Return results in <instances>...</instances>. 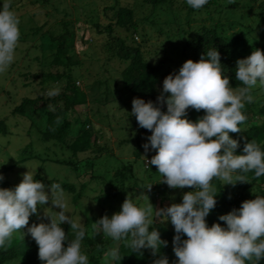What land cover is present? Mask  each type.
I'll return each mask as SVG.
<instances>
[{
	"label": "trees",
	"instance_id": "1",
	"mask_svg": "<svg viewBox=\"0 0 264 264\" xmlns=\"http://www.w3.org/2000/svg\"><path fill=\"white\" fill-rule=\"evenodd\" d=\"M20 1H5L10 4V10L15 13L19 21L22 16L18 15V12L23 7V5L18 6ZM29 1L35 5L54 7L55 11L63 13L64 17L57 18L52 28L47 31L45 26L48 23L33 28L32 32L28 33L23 30V25L19 24L21 33L19 42L27 41L32 35H42L43 38L39 45L42 53L35 57L40 64L39 70L33 71V65H30L29 71L25 73L26 87L37 86L38 89L34 88L37 90L36 95L24 96L19 103H16L14 95L7 96L8 103L11 99L15 102L6 110L9 112L8 115L2 116L6 111L0 114V134L4 137L10 135L11 120L15 119L16 128L26 124L25 127L31 135H33L32 131H38V140L52 144L54 150L57 148L62 156L56 161L69 165L77 173V183L47 177L40 172L36 173L35 179L41 180L47 187L59 184L63 191L72 194L76 205L85 195V189L89 184V181L82 182L79 189L78 179L82 175H86L90 181L98 178L99 176L94 172L100 167L99 160L102 157L98 156L107 152L105 159L112 157L111 153L105 151L108 148L101 146V141L111 132L110 119L115 117L110 109L111 103H116L121 109L131 105L124 109L126 115L123 119H126L123 120L119 130L129 128L130 136L122 139L121 144H134L136 159L124 163L114 173L109 170L106 179L105 175L101 176L103 180L109 182L100 188L94 200L105 205L110 202H120L121 206L128 197L129 190L143 189L140 185V177L135 173V165L143 158L145 150L142 145L146 142V137L151 135L150 130L139 127L136 117L131 115L132 103H129V99L133 101L134 98L139 97L145 101L156 102L162 92L166 76L178 72L188 59L199 61L204 52L214 47L221 54V63L230 78V85L243 87L235 77L237 60L251 55L256 49L264 50V0H209V3L200 10L192 9L186 0H91L85 3L87 8L85 20L89 25L88 32L83 33L82 39H86L85 42L93 40L96 44L103 42L102 51L108 54V58H116L117 69L120 65L121 68L114 73L103 67L105 75H100L97 82L100 88L104 87V89L98 96L94 93L90 97L77 86L78 79H81L83 74L75 72L77 67L82 65V59L78 56L75 47L76 31L79 26L72 18V8L64 0ZM21 2L26 4L23 0ZM49 14L55 16L53 12ZM152 31L154 38L159 42L155 41L153 47L148 48ZM19 42L17 47H20ZM88 54L89 59L94 60L95 54ZM45 65L48 66V70H45ZM51 81L63 82L66 86L58 95L49 96L48 84ZM250 94L253 100L246 103L244 109L247 120L240 125V132L230 133L232 138L240 143L236 154H242L246 143L251 140L264 147V87L253 88ZM86 105L89 109L84 115L81 113V108ZM166 110L164 104L162 111ZM74 112L78 114L75 115ZM203 115L204 110L199 112L192 108L188 110V118L192 121ZM96 121L108 125L109 128H97L100 125ZM112 129L116 130V128ZM34 141L35 138L24 146L20 153L23 157L20 156L17 161L8 163L0 159V174L4 177L0 181V187L14 188L18 185L19 183L13 181L9 173L39 157L37 149L34 148ZM95 147H97L96 156L89 157ZM151 154L156 153L153 150ZM240 175H243L246 181L237 182L234 186H222L219 179L213 181L216 190L220 193L217 196L216 207L206 217L209 226L213 223L226 226L224 221L219 220L220 215L227 214L233 208H239L245 200L264 195V176L257 178L253 172L240 173ZM130 178L133 179L132 186L128 185ZM105 205L104 210H106ZM44 210L38 208V213L30 216L29 225L23 229L24 238L22 232L14 233L11 246L0 249V264H43L38 255L39 246L27 232V228L32 223L50 222V217L39 219V214ZM83 218L85 219L83 224L75 218L72 220L86 229L82 251L89 257V264H154L160 255L167 256L169 264H175L178 260L173 251L175 230L164 222H155L154 218L151 219L152 225L149 230L156 228L160 232L161 239L166 242L160 254H154L153 250L147 247L134 252L129 247L128 241L117 242L111 237L98 236L93 225L99 220V215H86ZM62 227L68 234L69 240L74 239L70 224L65 222ZM184 237L186 235L182 238ZM67 243L64 242L65 246ZM113 248H118L119 258L113 259V263H108L107 261L112 259L109 252ZM19 260L22 262L16 263ZM260 264H264V261Z\"/></svg>",
	"mask_w": 264,
	"mask_h": 264
},
{
	"label": "clouds",
	"instance_id": "2",
	"mask_svg": "<svg viewBox=\"0 0 264 264\" xmlns=\"http://www.w3.org/2000/svg\"><path fill=\"white\" fill-rule=\"evenodd\" d=\"M194 10H200L209 0H186ZM20 21L10 4L0 7V73L14 62L20 39ZM221 63V54L214 47L201 55L199 61L188 59L178 72L170 73L163 81L157 101L136 97L131 115L139 127L150 130L142 146L145 153L155 151L150 163L158 169L162 179L172 189L194 188L183 193L182 202L155 211L157 217L170 219L175 229L173 251L175 264H260L264 261V195L242 202L227 214L219 216L220 223L208 225L206 217L217 205L213 183L223 185L246 181L240 173L253 172L264 176V147L255 140L247 142L242 154L230 133L241 131L247 116L245 104L253 100L252 89L264 87V50L236 62L235 77L243 87H232ZM59 94L50 90L49 96ZM166 104V111L162 106ZM160 105V106H158ZM204 110L196 121L188 118V110ZM29 169V168H28ZM36 170L28 171L14 188L0 187V249L12 244L14 233L29 225L30 216L48 201L60 210L50 215L49 223H32L27 232L39 246L43 264H89L82 251L86 229L67 215L68 201L59 184L47 187L35 179ZM235 177V178H234ZM4 179L0 174V181ZM152 184L146 188L150 189ZM50 188L49 191L46 189ZM153 205L141 206L128 196L121 210L111 217L105 214L93 227L114 241H128L134 252L147 247L154 254L166 245L156 228L150 229ZM67 222L74 233L69 240L62 225ZM186 235V239H182ZM130 238V239H129ZM67 241V246L64 242ZM119 258L118 248L109 252ZM154 264H169L167 256L160 255Z\"/></svg>",
	"mask_w": 264,
	"mask_h": 264
},
{
	"label": "rangeland",
	"instance_id": "3",
	"mask_svg": "<svg viewBox=\"0 0 264 264\" xmlns=\"http://www.w3.org/2000/svg\"><path fill=\"white\" fill-rule=\"evenodd\" d=\"M6 0H0V3H5ZM19 1V0H15ZM22 1V0H21ZM18 4V6L23 5L22 9L19 10L18 15L22 16L20 18V24L23 26V30L28 32H32V29H36L37 27L46 24L45 31L47 29H51L52 26L55 24V22L58 19H62L64 17L63 13H58L55 11L54 7H51L49 5H35L29 0H23L22 2ZM66 1L67 5L72 8V18L75 19V22L78 24L79 28L76 31V37H75V47L76 51L78 53V56L82 59V65H79L77 67V70L75 72L79 74H83V77L81 79H78L77 86L81 91H85L90 97L96 93H101V91L104 89L100 88V84L98 85L97 80H99L100 75H105V72L103 71V67L106 69L112 70L114 73L120 70L118 68V60L116 58H108V54L102 51V45L103 42H100L99 44H96L95 41L90 40L89 42H85L86 39H82L83 33L88 32L87 26L89 25L85 18H86V12L87 8L85 7V3L87 4L91 0H64ZM2 6V4H1ZM49 12H53L55 16L49 14ZM20 26V25H19ZM154 31L150 32V37L152 36L151 42L148 44V48L153 47V43L159 42L154 38ZM141 38H139V41ZM43 38L42 35H36V36H29L27 41L19 42L20 47H17L16 53H15V60L12 63V65L4 72L0 73V114L6 110H8L9 106L11 104L19 103L24 96H33L36 95L35 89H38L37 86H31L26 87L25 82H27L25 73H27L29 70L30 65H33V71H38L40 68L39 61L35 59L36 56L41 55L42 51L41 48H39V45L42 43ZM35 45V47L33 46ZM52 50V49H51ZM50 50V51H51ZM48 51V52H50ZM52 52V51H51ZM88 53H94L95 58L94 60L89 59ZM157 62V59L155 60ZM45 70H48V66L45 65ZM89 72V73H88ZM107 75V74H106ZM63 83V82H62ZM61 82H54L51 81L48 84V93L50 90L59 89V93L63 90V88L66 86L65 83L62 84ZM260 86H257L255 88H259ZM11 94L14 95L15 101H12L13 99L9 100L7 96ZM129 103H132V100L129 99ZM111 112L114 114V118L110 119L112 122L110 123V128H116V130L110 129V134H107L105 138L101 141V146L104 148H108L105 151H108L111 153L112 157L107 158V152L103 153L101 160H99L100 167L96 168L94 170L95 174L98 175L99 179L96 178L92 181L88 180L86 178V175H82L80 179H78V188L80 189V184L82 182H88V186L85 189V195L80 199V202L76 205L73 201V196L69 192L64 191L65 196L68 201V208H67V215H69L70 219L75 218L79 223L83 224L86 215H99V219L102 218L105 214H107L109 217H111L114 213L121 210L120 202H110L108 205L101 204L98 200H94V197L97 196L99 193L100 188L105 186L106 183L109 181L103 180L101 176L105 175V179L107 178L106 173H108L109 170L114 173L118 167L123 165L126 162H133L136 159L135 154V146L134 144H127L122 143V139H125L130 136L129 128L125 130H119L120 125L123 124V119L126 115L125 108L131 107V105L119 108V106L115 103H111ZM110 105V104H109ZM89 107L88 105L82 106L81 113H84L86 115ZM123 110V111H121ZM131 110V109H130ZM7 112V111H6ZM4 112L2 116L8 115L9 112ZM11 114V112H10ZM75 115H77V112H74ZM14 120H11V127L12 132L10 135L4 137L0 134V159L3 162H13L17 161L19 157H23L21 153L24 146L32 141L35 138L34 141V148H36L39 157L28 161L23 166H20L19 168L11 171L9 175L11 176L13 181H16L20 183L23 179V175L30 171L36 170V173L40 172L42 175L47 177H55L60 179L64 182H71V183H77V173L73 171V169L64 163H61L57 158L62 156L60 152L57 151V148L55 150L53 149L52 144H48L39 139V132L38 131H32L33 135H31L28 131V128H26V124H22L21 128H16L14 126ZM97 128L102 127H108V125L101 123L100 121H96L98 123ZM26 126V127H25ZM109 128V127H108ZM31 132V133H32ZM145 139V138H144ZM147 142V141H146ZM51 145V146H50ZM58 152V154L56 153ZM152 151L148 153L143 154V158L139 159L138 162L135 165V173L139 175L140 177V185L143 187V189L139 190H129L127 192V196H131L134 200V202L138 203L141 206H147L150 203L153 205V213L150 217V219L155 220V222H164L168 226L174 229V226L172 225L170 219H167L166 217H157L155 214V211H159L161 209H164L166 207L171 206L172 203H180L182 202V196L183 193L187 191H192L194 188L186 186V188L183 189H172L170 188L166 183L160 182L162 179L161 175L158 173V169L156 166L151 165L150 163H147V161H150L151 157L154 156L151 154ZM23 153V152H22ZM97 154V147L93 149V152L90 153L89 157L96 156ZM87 155V154H86ZM86 155H83L86 156ZM68 157V155H66ZM88 156V155H87ZM20 157V158H21ZM64 157V156H63ZM140 167V169H138ZM29 168V169H28ZM140 170V172H139ZM107 171V172H105ZM128 185L132 186L133 179L128 180ZM149 184H152V187L150 189L146 188ZM216 186V184L214 183ZM47 190V189H46ZM49 191L50 194V190ZM103 200L105 201V196L103 197ZM97 201L99 203H97ZM98 205H97V204ZM117 204V205H116ZM104 205L106 206V210H104ZM114 207L112 208V206ZM44 206L46 208H44ZM44 206L39 207L40 210L45 209L42 213H40V220L49 218L47 214L55 215L57 211L60 209L58 207H55L52 205L51 201H48ZM104 211V212H102ZM83 216H82V215ZM80 217V218H79ZM96 234L102 235L106 238V236L102 232L95 231ZM186 239V237L182 238ZM106 261V260H105ZM22 260L16 261V263H21ZM108 263H113V259H110L107 261Z\"/></svg>",
	"mask_w": 264,
	"mask_h": 264
}]
</instances>
